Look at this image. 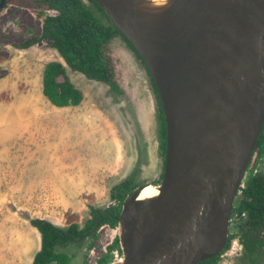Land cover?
I'll return each mask as SVG.
<instances>
[{
    "label": "water",
    "instance_id": "water-1",
    "mask_svg": "<svg viewBox=\"0 0 264 264\" xmlns=\"http://www.w3.org/2000/svg\"><path fill=\"white\" fill-rule=\"evenodd\" d=\"M94 1L145 64L166 140L160 180L122 200V259L108 264L211 258L226 245L263 129L264 0H164L154 18L136 0ZM146 186L157 193L139 198Z\"/></svg>",
    "mask_w": 264,
    "mask_h": 264
},
{
    "label": "rangeland",
    "instance_id": "rangeland-1",
    "mask_svg": "<svg viewBox=\"0 0 264 264\" xmlns=\"http://www.w3.org/2000/svg\"><path fill=\"white\" fill-rule=\"evenodd\" d=\"M86 3L102 20L97 7ZM53 14L30 10L24 16L11 6L0 11V264L31 263L40 234L30 218L80 227L90 207L114 203L112 187L127 179L155 181L161 171L156 93L121 36L106 48L119 92L71 70L46 40L18 46L39 35L43 18ZM49 61L64 64L82 92L78 105L57 107L42 94V70ZM254 169L264 171V156ZM231 222L228 234L234 235L216 264H247L242 252L229 251L241 232V220ZM117 234V226L100 227L89 249L66 250L74 255L71 262L80 264L85 255L86 264H98ZM258 263L264 264V253Z\"/></svg>",
    "mask_w": 264,
    "mask_h": 264
},
{
    "label": "trees",
    "instance_id": "trees-1",
    "mask_svg": "<svg viewBox=\"0 0 264 264\" xmlns=\"http://www.w3.org/2000/svg\"><path fill=\"white\" fill-rule=\"evenodd\" d=\"M40 1L47 8L56 10L57 13L46 15L39 35L25 39L18 44L19 47L26 48L38 41L46 40L71 70L80 72L89 80L105 83L118 92L121 89L115 82L113 64L106 53L110 40L116 35L121 36L143 65L156 93L158 106L159 152L162 164L158 179L152 181L158 182L162 177L165 156V123L156 87L145 64L94 0L88 1L101 12L102 20L94 15L86 0ZM64 64L59 61H49L44 65L41 91L54 106H76L82 101L83 95L81 90L70 81ZM255 151L254 160L264 156V124L257 139ZM145 181L133 183L132 180L127 179L112 187L110 198L114 203L106 207H90L89 216L80 227L76 223H71L66 228H62L44 218H30V224L40 234V245L30 264H76L71 262L73 253L70 254L66 250L83 247L89 249L100 227L104 225L116 227L123 198L130 190ZM233 210L238 216L245 213L244 217H239L242 222L240 226L242 255L249 264H255L264 253V173L247 175L244 184L240 187ZM233 235V232L228 234L224 249L228 247ZM114 249L120 252L117 237L107 246L106 252L98 259V264H108L110 252ZM221 252L196 264H215ZM84 257L85 255L80 264H86Z\"/></svg>",
    "mask_w": 264,
    "mask_h": 264
},
{
    "label": "flooded vegetation",
    "instance_id": "flooded-vegetation-1",
    "mask_svg": "<svg viewBox=\"0 0 264 264\" xmlns=\"http://www.w3.org/2000/svg\"><path fill=\"white\" fill-rule=\"evenodd\" d=\"M2 2V3H1ZM0 4H2L1 6H0V11L1 10H3L4 8H7V6L9 7V6H11L12 8H13V10L16 12V13H21V14H23L24 16H25V13H27V12H30V10H34V11H38L39 13L41 12V10H46V9H49V8H47V6L44 4V3H42L40 0H0ZM51 10H54V9H51ZM8 11V10H7ZM56 11V10H55ZM56 13H57V11H56ZM55 13V14H56ZM54 15V14H53ZM253 167L250 169V171H249V173H248V175H254V174H257V173H264V171H258V170H255L254 169V164H256V160H254L253 159ZM240 216H242V217H244L245 216V213H242ZM240 216H238L237 215V213H236V211H234L233 209H232V212H231V218H230V222H231V220H232V222L231 223H233V221H237V223H239L240 222ZM242 223V222H241ZM231 225V224H230ZM229 225V226H230ZM241 225V224H240ZM231 233V232H230ZM229 233V234H230ZM237 240V241H236ZM231 241V240H230ZM235 241L237 242L236 244V248L234 249V251H236V250H238L239 251V253L240 252H242V250H243V247H242V243H241V240H239V239H235ZM229 245H230V243H229ZM228 245V246H229ZM228 248V247H227ZM226 248V249H227ZM224 249V248H223ZM222 249V250H223ZM226 249H224L220 254H219V256L226 250ZM230 251V253L231 254H233L232 253V251H231V249L229 250ZM229 251H228V253H229ZM235 253V252H234ZM242 257H243V255H242ZM262 257H263V255H262ZM261 259V257H259L258 258V260L256 261V263L255 264H259L258 263V261ZM245 261H246V263L247 264H249L248 263V261H247V259H245ZM217 263V262H216ZM215 263V264H216Z\"/></svg>",
    "mask_w": 264,
    "mask_h": 264
},
{
    "label": "bare ground",
    "instance_id": "bare-ground-1",
    "mask_svg": "<svg viewBox=\"0 0 264 264\" xmlns=\"http://www.w3.org/2000/svg\"><path fill=\"white\" fill-rule=\"evenodd\" d=\"M139 4L136 7L137 13L141 16L156 17L160 15L163 8L164 0H136ZM157 193V189L153 186H146L140 193L139 198H151Z\"/></svg>",
    "mask_w": 264,
    "mask_h": 264
},
{
    "label": "built area",
    "instance_id": "built-area-1",
    "mask_svg": "<svg viewBox=\"0 0 264 264\" xmlns=\"http://www.w3.org/2000/svg\"><path fill=\"white\" fill-rule=\"evenodd\" d=\"M53 11L56 13L55 10H53ZM236 243H237V242H236L235 240H233L232 243H231V251H232V252H233L234 249L236 248ZM112 254H113V261H112V262H118V261H120V260L122 259V255L119 256L117 250H112Z\"/></svg>",
    "mask_w": 264,
    "mask_h": 264
}]
</instances>
